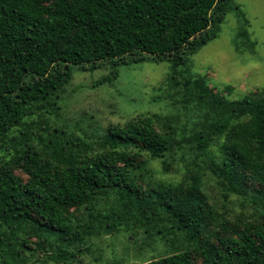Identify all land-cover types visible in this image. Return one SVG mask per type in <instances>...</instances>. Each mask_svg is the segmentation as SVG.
Masks as SVG:
<instances>
[{
  "label": "trees",
  "instance_id": "obj_1",
  "mask_svg": "<svg viewBox=\"0 0 264 264\" xmlns=\"http://www.w3.org/2000/svg\"><path fill=\"white\" fill-rule=\"evenodd\" d=\"M228 3L229 0H0V132L23 117L24 104L20 107L19 101L14 102L18 93L28 95L35 89L36 77L56 73L59 68L64 69L61 74L65 76L72 65L97 68L101 61L129 57L135 63L168 56L177 66L174 73H178L188 56L215 37L206 35L201 37V43L193 42L210 26L218 28ZM114 73L116 77L118 70ZM183 85L191 86L200 97L222 100L201 74L187 73ZM233 102L238 104L233 120L210 125L217 138L215 146L201 135L202 141L200 137L196 143L202 158L191 164L183 158L178 162L186 168L193 166V170L195 163L208 164L224 195L233 193L252 203L259 215L258 223L239 227L221 218L218 229L210 231L216 212L195 177L185 186H162L140 197L135 192L138 176L129 171L130 163L123 160L119 149L139 146L159 156L167 144L162 135L131 123L107 128L102 137L105 147L101 145L98 153L80 162L68 161L50 169L27 145L10 161L0 162V234L6 235L8 230L16 240L19 234L29 236L34 227L41 231L37 230L39 235L50 233L62 240H75L77 235L61 223L59 211L85 203L100 189H110L137 201L129 210L133 217L138 212L147 217L150 210L154 211L148 227L154 236L167 239L182 231L189 241L185 248L134 264H264V188L255 192L243 189L245 181L264 185V104L242 99ZM42 106L43 101L34 107ZM254 120L259 121L257 127ZM15 168L23 169L27 178L21 179ZM49 258L70 264L74 253L66 250L59 258L54 254ZM21 259L18 256L15 261L19 263ZM109 264L126 263L113 260Z\"/></svg>",
  "mask_w": 264,
  "mask_h": 264
},
{
  "label": "rangeland",
  "instance_id": "obj_2",
  "mask_svg": "<svg viewBox=\"0 0 264 264\" xmlns=\"http://www.w3.org/2000/svg\"><path fill=\"white\" fill-rule=\"evenodd\" d=\"M227 6L218 28L210 26L193 42L201 43V37L206 35L215 37L188 56L178 73H174L177 66L168 56L135 63L126 57L98 62L101 65L97 68L72 65L65 76L61 74L64 69L59 68L56 73L36 77L35 89L28 95L18 93L14 100L19 101L20 107L24 104L23 117L1 129L0 162L10 161L26 145L50 169L68 161L80 162L105 147L102 137L107 128L137 123L162 135L167 144L159 156H152L139 146L119 149L123 160L130 163L129 171L138 176L135 192L140 197L157 192L162 186H185L195 177L216 212L210 231L218 229L222 219L239 227L258 223L259 215L252 203L233 193L224 195L208 164L195 163L193 170V166L186 168L178 162L183 158L191 164L202 158L196 143L201 135L215 146L217 138L210 125L233 120L238 106L234 100L264 104V0H229ZM217 7L218 3L214 16ZM186 71L205 76L222 100L200 97L191 86L184 87ZM41 101L43 106L35 108ZM255 121L257 127L259 121ZM140 165L147 169L142 170ZM14 172L23 180L27 178L21 168ZM259 187L264 185L245 181L243 189L255 192ZM136 202L123 192L100 189L85 203L62 209L60 221L74 231L75 240L41 233L46 239L34 227L29 236L24 233L23 238L19 234L15 240L7 230L6 235L0 234V264H65L49 260V255L59 258L66 250L74 253L70 264H109L113 260L134 264L189 245L182 231L167 239L150 233L149 220L154 211L150 210L147 217L140 212L133 217L129 210ZM18 256L22 257L19 263L15 261Z\"/></svg>",
  "mask_w": 264,
  "mask_h": 264
}]
</instances>
